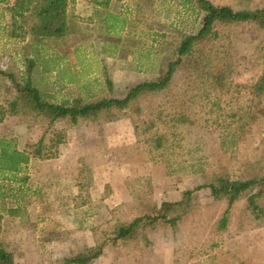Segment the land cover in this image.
Returning <instances> with one entry per match:
<instances>
[{
    "label": "rangeland",
    "instance_id": "1",
    "mask_svg": "<svg viewBox=\"0 0 264 264\" xmlns=\"http://www.w3.org/2000/svg\"><path fill=\"white\" fill-rule=\"evenodd\" d=\"M123 1L113 7L126 15L122 31L89 26L88 17L75 15V1L74 33L42 45L14 28L0 3V137L31 155L41 151L27 167L26 184H15V197L0 202L1 241L15 264H66L99 247L103 254L90 264H264V196L259 217L243 198L221 229L228 201L205 188L169 213L180 217L175 226L158 222L131 240H115L121 226L156 216L188 190L219 177L264 176V96L252 94L264 76V30L218 25L182 58L167 88L96 121L50 125L28 109L11 113L17 83L25 84L31 68L33 85L58 104L124 98L140 82L163 78L183 39L200 30L203 13L191 0ZM210 1L235 11L264 7V0ZM77 45L80 63L67 56ZM49 65L53 72L40 71ZM72 65H80L78 74Z\"/></svg>",
    "mask_w": 264,
    "mask_h": 264
},
{
    "label": "trees",
    "instance_id": "2",
    "mask_svg": "<svg viewBox=\"0 0 264 264\" xmlns=\"http://www.w3.org/2000/svg\"><path fill=\"white\" fill-rule=\"evenodd\" d=\"M96 1L102 6L110 3L109 0ZM191 1H194L203 13L200 30L183 39L177 48L179 59L169 64L165 76L160 80L140 83L131 88L124 98L103 99L94 103H86L78 98L72 102L57 104L45 100L41 91L33 85L29 75L24 85L17 83L19 96L10 102L11 113L16 115L21 109H28L29 112L48 120L50 125L59 121H68L74 126H79L84 121H96L104 111H110L113 108L125 109L142 94L157 93L167 88L173 79L176 67L182 62V58L191 54L197 43L212 35L218 25L253 24L260 30H264V7L254 11H235L230 6H217L210 0ZM2 2L4 0H0V3ZM69 6L70 0H16L11 10L19 13L24 24L28 25L30 34L36 40L63 39L71 34V29L74 26L69 16ZM0 74H3L2 69H0ZM10 78L16 82L13 76ZM252 94L258 97L264 96V76L252 86ZM40 155V150L31 155L27 151L20 150L15 140L0 137V202L7 197H15L12 194L15 191V184H26L27 177L24 174L27 167L34 157ZM22 175H24L23 178ZM205 188L212 190L216 200L226 199L228 201V209L220 221L221 229L227 227L228 215L234 204L243 198L247 199L254 214L259 217L262 213L257 201L264 196V176L244 181L219 177L213 184L198 186L194 190L186 191L181 202H164L161 212L156 216L140 217L121 226L115 232V240H131L142 229L148 226L154 227L158 222L175 226L180 217H169V213L177 207L189 206L193 194ZM21 190L22 188L19 191ZM12 213L16 212L12 211ZM102 254L103 247L89 249L85 253L66 260V264H90ZM0 264H15L13 252L4 245L1 239Z\"/></svg>",
    "mask_w": 264,
    "mask_h": 264
},
{
    "label": "crops",
    "instance_id": "3",
    "mask_svg": "<svg viewBox=\"0 0 264 264\" xmlns=\"http://www.w3.org/2000/svg\"><path fill=\"white\" fill-rule=\"evenodd\" d=\"M16 0H4V2H2V4L6 5L8 7V12L10 13L11 17H12V25L14 28L21 30L24 33H28L29 35V28L28 25L24 24L23 19L19 16L18 12H14L11 10V8L13 7L14 3ZM76 1V6H75V15H77L78 17H88L86 21H88L89 23H91V27H95L98 23L101 26H105L108 28V30H117L120 29L121 31L123 29L126 28V15L124 13L121 14V12H117L115 13L113 10V7H115L118 3V0H109L110 3L106 6H102L99 5L100 3H96V0H70V2H75ZM99 2L104 1V0H98ZM128 0H124L122 3L127 2ZM12 2V3H11ZM70 7V6H69ZM118 8V6H117ZM123 8H121L120 6V10H122ZM69 12V16L72 17L73 15L71 14V11L68 10ZM4 15V14H3ZM90 17V18H89ZM99 17H101V19H99ZM22 19V21L20 19ZM16 26V27H15ZM75 26V24H74ZM16 33H19L16 32ZM73 32V28L71 29V35ZM70 35V36H71ZM13 36L17 37V35ZM34 38V37H33ZM35 39V38H34ZM46 40V39H45ZM56 41L59 39H55ZM38 42V45H42L43 41L41 42L40 40H36ZM81 45V44H80ZM115 46H113L114 48ZM118 48V47H117ZM70 53L67 55L68 59H69V55L72 56V58L75 59V62L80 63L77 59V57L79 58L81 50H83V48L81 46H75L72 48V46L69 47ZM152 56L150 55V57H146L145 56V60L151 58ZM67 58V57H66ZM160 59H164V55L160 56ZM35 64V62L33 63V65ZM72 70L75 71L76 74H78L77 71L80 69V65H72L71 66ZM40 71L45 73V74H49L51 72L54 71V67L52 68L51 65L48 66V69L45 68H40ZM29 75L31 77L32 82L34 81L32 78L33 75V68L30 69L29 71ZM28 75V77H29ZM147 82V81H145ZM150 82V81H148ZM142 83V82H140ZM65 87V86H64ZM63 89V86L60 87V90ZM66 100H64L62 103L65 102H71L68 101V98H65ZM58 104V103H57ZM61 104V103H60ZM33 160V159H32ZM31 160V161H32ZM43 164V163H42ZM47 164H44V166H46Z\"/></svg>",
    "mask_w": 264,
    "mask_h": 264
}]
</instances>
